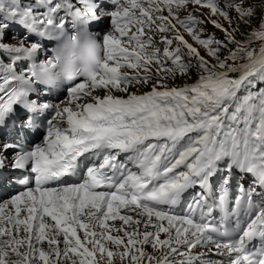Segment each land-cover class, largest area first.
<instances>
[{"label":"snow or ice","instance_id":"obj_1","mask_svg":"<svg viewBox=\"0 0 264 264\" xmlns=\"http://www.w3.org/2000/svg\"><path fill=\"white\" fill-rule=\"evenodd\" d=\"M81 29L95 70L45 100ZM4 184L0 264H264V0H0Z\"/></svg>","mask_w":264,"mask_h":264},{"label":"clouds","instance_id":"obj_2","mask_svg":"<svg viewBox=\"0 0 264 264\" xmlns=\"http://www.w3.org/2000/svg\"><path fill=\"white\" fill-rule=\"evenodd\" d=\"M56 41L52 49V64L47 65L44 73L46 87L60 88L68 81L69 76L95 70L96 58L100 53L95 46L93 33L81 29L66 33Z\"/></svg>","mask_w":264,"mask_h":264},{"label":"rangeland","instance_id":"obj_3","mask_svg":"<svg viewBox=\"0 0 264 264\" xmlns=\"http://www.w3.org/2000/svg\"><path fill=\"white\" fill-rule=\"evenodd\" d=\"M252 2L253 3H255V4H261L262 3V0H252ZM259 15H260V13H259V11L257 12V18H259ZM182 81H180V80H177L176 81V83H178V84H180ZM142 90H146V89H140V91H142ZM100 94H103L102 92L100 93ZM119 94V93H118ZM149 251H151V249H149Z\"/></svg>","mask_w":264,"mask_h":264},{"label":"trees","instance_id":"obj_4","mask_svg":"<svg viewBox=\"0 0 264 264\" xmlns=\"http://www.w3.org/2000/svg\"><path fill=\"white\" fill-rule=\"evenodd\" d=\"M240 31H241V32H247L248 29H247L245 26L241 25ZM240 38H241V37H240L239 34H238V35H237V39H240Z\"/></svg>","mask_w":264,"mask_h":264},{"label":"bare ground","instance_id":"obj_5","mask_svg":"<svg viewBox=\"0 0 264 264\" xmlns=\"http://www.w3.org/2000/svg\"><path fill=\"white\" fill-rule=\"evenodd\" d=\"M182 83V82H181ZM178 84V83H177ZM135 89H133V91H134ZM142 91H145V90H142Z\"/></svg>","mask_w":264,"mask_h":264}]
</instances>
